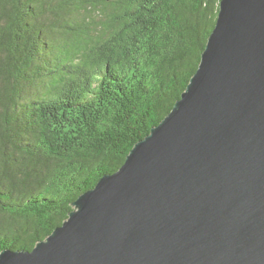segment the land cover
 <instances>
[{"label": "trees", "instance_id": "obj_1", "mask_svg": "<svg viewBox=\"0 0 264 264\" xmlns=\"http://www.w3.org/2000/svg\"><path fill=\"white\" fill-rule=\"evenodd\" d=\"M220 0H0V252L31 251L197 70Z\"/></svg>", "mask_w": 264, "mask_h": 264}, {"label": "water", "instance_id": "obj_2", "mask_svg": "<svg viewBox=\"0 0 264 264\" xmlns=\"http://www.w3.org/2000/svg\"><path fill=\"white\" fill-rule=\"evenodd\" d=\"M0 264H264V0H220L171 111Z\"/></svg>", "mask_w": 264, "mask_h": 264}]
</instances>
